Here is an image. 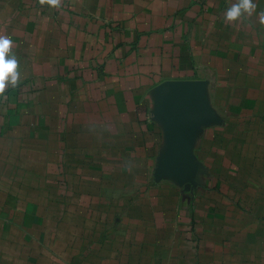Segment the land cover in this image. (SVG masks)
<instances>
[{
	"label": "crops",
	"instance_id": "1",
	"mask_svg": "<svg viewBox=\"0 0 264 264\" xmlns=\"http://www.w3.org/2000/svg\"><path fill=\"white\" fill-rule=\"evenodd\" d=\"M236 2L0 0L20 74L0 93V264L32 234L58 264H264V205L238 192L264 180L243 153L264 0L227 21Z\"/></svg>",
	"mask_w": 264,
	"mask_h": 264
},
{
	"label": "rangeland",
	"instance_id": "2",
	"mask_svg": "<svg viewBox=\"0 0 264 264\" xmlns=\"http://www.w3.org/2000/svg\"><path fill=\"white\" fill-rule=\"evenodd\" d=\"M260 47H262V46H260ZM251 60L257 61L259 63V65L255 64V67H252V70H254V71L259 70L260 71V69H261L260 67H262V69L264 71V50L263 49L255 50L252 54ZM245 126H246V128L244 129L245 134H247V133L248 134L249 133L254 134V136H253L254 137V144H252L247 139V141L244 143V146H243V150H244L243 153L244 154L247 153V155H249V157L251 156L255 159H256V157L264 158V151H263V149H264V126H263V128H260L262 126L258 127V126H255L254 124H249L248 126L247 125H245ZM252 145H253V147L251 149ZM254 149H255V151H254ZM257 154L259 156H257ZM250 172H252V171H251L250 164H249V168L247 171H244V174H249ZM251 175H252V177L247 178V179H243V181H245V183H243L242 186H239L238 192L241 191L242 195L246 194L248 199L250 198L252 201L259 199L258 201L264 205V197L262 194L263 189H264V183H262V182H264V180H262L263 178L260 177L258 174L255 175L252 173ZM260 190L262 191V193L259 196ZM247 210H248V206L246 209L244 207V212H246ZM54 211H56L57 215H58V206L57 205H56V207H54V205L52 206V209H51V215L52 216H53ZM52 226L53 227H52L51 233L53 234L52 235V239H53L54 234H56V231H57V223H52ZM37 237L35 236V234H32L33 240L30 243H28L27 245L25 243L24 249H22L20 251L21 254L23 255L22 258H20V264H29V262H27V258L25 255H28L29 259L31 260V264H46V257L45 256L48 254H51V257H52L51 258V264H58V255L54 253L55 252L54 246H52V244H51L52 241L49 242L46 240V242H45L46 246H43V248L41 250V246L40 247L38 246ZM50 244H51V246H50ZM56 247H57V243H56ZM50 248H51V251H49Z\"/></svg>",
	"mask_w": 264,
	"mask_h": 264
},
{
	"label": "clouds",
	"instance_id": "3",
	"mask_svg": "<svg viewBox=\"0 0 264 264\" xmlns=\"http://www.w3.org/2000/svg\"><path fill=\"white\" fill-rule=\"evenodd\" d=\"M40 2L52 8L59 7V0H40ZM255 9L253 0H237L226 10L225 18L227 21H235L243 14L251 15ZM260 21L264 24V13H260ZM12 43L9 37L0 36V93L4 91L6 85L15 87L20 75L17 71L18 61L10 54Z\"/></svg>",
	"mask_w": 264,
	"mask_h": 264
}]
</instances>
